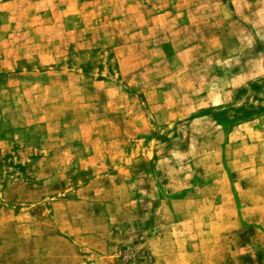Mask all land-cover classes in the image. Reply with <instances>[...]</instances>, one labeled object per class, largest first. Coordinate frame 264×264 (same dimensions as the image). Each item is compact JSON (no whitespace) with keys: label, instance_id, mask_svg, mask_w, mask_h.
Listing matches in <instances>:
<instances>
[{"label":"rangeland","instance_id":"rangeland-1","mask_svg":"<svg viewBox=\"0 0 264 264\" xmlns=\"http://www.w3.org/2000/svg\"><path fill=\"white\" fill-rule=\"evenodd\" d=\"M0 264H264V0H0Z\"/></svg>","mask_w":264,"mask_h":264}]
</instances>
